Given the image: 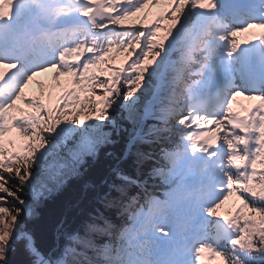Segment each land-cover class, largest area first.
<instances>
[{
	"label": "snow or ice",
	"instance_id": "1",
	"mask_svg": "<svg viewBox=\"0 0 264 264\" xmlns=\"http://www.w3.org/2000/svg\"><path fill=\"white\" fill-rule=\"evenodd\" d=\"M114 133L116 163L45 254L23 217ZM18 248L21 264H264V0H0V264Z\"/></svg>",
	"mask_w": 264,
	"mask_h": 264
},
{
	"label": "trees",
	"instance_id": "2",
	"mask_svg": "<svg viewBox=\"0 0 264 264\" xmlns=\"http://www.w3.org/2000/svg\"><path fill=\"white\" fill-rule=\"evenodd\" d=\"M168 23L170 22H166V20L161 22L162 25ZM159 35L163 36L164 34L159 33ZM118 54L120 53H116L114 56ZM119 122L126 127L129 126L125 121ZM112 139L115 143L103 146L95 159L85 158L80 169L82 173L80 177L70 178L61 191L43 199L35 208L36 215L34 217L31 219L27 216L23 217L27 227L33 233L38 247L45 254H48L57 246L55 233L57 223L61 220L72 222L79 217L83 210L87 209L92 188L105 181L109 167L116 163L115 157L121 153L125 136L114 133ZM143 147L148 150L147 145ZM109 153L112 155H109ZM85 185H88L87 190H85Z\"/></svg>",
	"mask_w": 264,
	"mask_h": 264
},
{
	"label": "rangeland",
	"instance_id": "3",
	"mask_svg": "<svg viewBox=\"0 0 264 264\" xmlns=\"http://www.w3.org/2000/svg\"><path fill=\"white\" fill-rule=\"evenodd\" d=\"M166 6L164 5H156V6H150V9H146L145 11H147V17L143 20V23L144 24H150L153 20H154V15L157 13V12H162L164 11ZM143 13H139L137 14L138 17L142 16ZM135 22L137 24H139V20L134 18ZM163 21V20H162ZM161 21V22H162ZM160 22V23H161ZM167 22V20H166ZM170 22V21H168ZM123 24H128L129 22L128 21H125V22H122ZM116 54V53H114ZM113 54V55H114ZM115 59L111 62L113 63L114 65L116 66H119L125 59V54H118L116 56H114ZM50 73H45L43 75H41L40 77H38V79H40L44 84L45 86L49 85L50 83H53L50 79ZM66 78L64 77H61V87L59 88H55L53 90V96L55 97L56 95H58L60 92H62L64 90V88L67 86L64 81H65ZM39 92V88L38 86L33 83L31 86H30V95L33 94V93H38ZM237 102H238V105H234V107H238V106H242L243 108H251L254 104L257 103V101L255 100H247L245 99L244 97H237ZM20 107H25L24 104H20L19 105ZM25 111H29V109L25 108ZM243 114V113H242ZM81 118H83V114L81 115ZM12 137V134H10L9 137H6L7 138H11ZM239 202L235 200L234 197H231L229 199V201H227L225 203L224 206H222L221 209H219L218 211L221 213V215H227V214H230L234 208V206L236 204H238ZM38 206V205H37ZM36 206V207H37ZM36 210V209H35ZM36 212V211H35ZM11 260H15L18 264H21V262L25 259V257L23 256L22 252L19 250L18 248V251L15 253V254H12L11 257H10ZM218 260V258H217ZM213 264H215V262H213Z\"/></svg>",
	"mask_w": 264,
	"mask_h": 264
},
{
	"label": "water",
	"instance_id": "4",
	"mask_svg": "<svg viewBox=\"0 0 264 264\" xmlns=\"http://www.w3.org/2000/svg\"><path fill=\"white\" fill-rule=\"evenodd\" d=\"M14 262V264H18L15 260H12Z\"/></svg>",
	"mask_w": 264,
	"mask_h": 264
}]
</instances>
